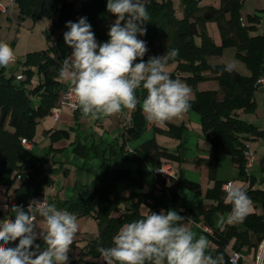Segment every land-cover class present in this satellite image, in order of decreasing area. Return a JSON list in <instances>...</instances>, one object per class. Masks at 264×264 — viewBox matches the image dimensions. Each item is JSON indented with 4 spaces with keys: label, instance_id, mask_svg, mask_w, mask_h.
<instances>
[{
    "label": "trees",
    "instance_id": "obj_1",
    "mask_svg": "<svg viewBox=\"0 0 264 264\" xmlns=\"http://www.w3.org/2000/svg\"><path fill=\"white\" fill-rule=\"evenodd\" d=\"M200 1L180 0L182 15L179 17L173 0H146L149 19L141 25L146 28V34H138L137 38L145 41L148 48L144 61L152 56H162L167 50H178V55L166 63H175V68L166 72L171 78H180L193 88L190 110L199 115L201 133L210 145L207 157L199 158L200 162L207 165L208 179L213 183L204 192L198 182L181 174L170 176L156 173V182L160 190L168 194L180 216L188 213L192 220L199 219L211 230L205 232L213 244V247L206 250L207 254L222 256L223 264H231L233 251L245 250L254 257L264 241V213L248 212L242 222L223 229L213 227L216 213L231 211V205L225 204L226 192L222 188L226 182L216 177L220 153L230 156L238 168V179L247 182L244 191L251 203L264 206V188L253 187L256 178L247 173L243 154L246 149L245 140L250 138L264 141V128L246 122L236 114L237 110L251 112L256 107L255 82L264 75V33L250 35L258 24L256 16L248 15V23H241L242 0H220L218 7L200 6ZM106 5L107 0H81L78 5L75 0H14L20 20L27 17L33 21L40 17L49 20L45 31L49 45L24 55L20 61L23 67L22 78L14 74L6 75L5 67L0 68V186L10 188L18 180L13 189L17 205L27 206L30 201L42 195V185L35 178L40 175L42 166L36 156L21 143V139L33 141L36 125L50 113L51 108L58 105L60 95L67 86L59 79V70L67 56L62 55L53 42V31L59 28L66 32L68 21L77 22L79 18L86 17L97 42H107V33L116 17L107 11ZM208 21L217 25L221 35L219 45L206 31ZM197 38L199 41H196ZM225 47H234L235 56L245 64L249 75H242L233 68L225 71V64L209 62V57L221 55ZM71 52L72 49L67 46V54ZM138 62L139 58L134 63ZM33 79L35 83H32ZM208 79L216 80L219 89L198 90L197 84ZM146 96L145 89H137L138 104L131 111L129 124L121 133L122 142L117 149L110 146L103 152L101 168L104 172L89 196L86 199L77 198L68 205V211L76 217L90 216L96 221L97 234L85 244L87 252L114 246L113 237L121 226L145 215L140 211L142 205L148 206V212L151 210L156 213H159L160 207L165 206L162 198L152 200L150 194L143 191L146 168L149 164L159 168L164 162L180 161V143L175 150L160 146L155 138L139 145L133 153L137 164L134 174L129 169L107 168L105 162L106 153L124 152L127 142L139 138L143 133L146 119L140 103ZM166 127L165 130H154L177 140L182 139L184 124L167 123ZM68 133L67 130H57L50 137H68ZM78 147L83 146L79 144ZM43 180L45 183L51 181L47 176ZM119 182L123 183L125 193L117 189ZM185 191L202 196V200L189 208ZM203 199L211 201L210 208H204ZM36 243L41 245V249L46 246L39 239ZM75 245L73 240L70 248ZM68 264L86 262L72 258ZM238 264H242L241 259Z\"/></svg>",
    "mask_w": 264,
    "mask_h": 264
},
{
    "label": "clouds",
    "instance_id": "obj_2",
    "mask_svg": "<svg viewBox=\"0 0 264 264\" xmlns=\"http://www.w3.org/2000/svg\"><path fill=\"white\" fill-rule=\"evenodd\" d=\"M106 8L116 17L107 42H97L86 17L65 25L68 31L63 39L72 52L62 62L59 79L70 84L76 107L92 120L122 109L135 110V92L142 87L147 91L142 111L148 122L163 125L182 118L191 108L190 89L164 70L178 50L143 59L148 48L137 35L146 34L141 26L149 19L146 0H107ZM138 58L140 62L134 63ZM13 59L11 47L0 42V66ZM224 70L231 71L232 66L226 65ZM223 189L231 211L227 217H219L218 227L242 222L251 204L241 187L229 182ZM3 207L13 215L0 219V264H68V252L78 230L74 214L44 200L30 201L27 209L15 204L10 209L7 204ZM38 219L43 227H38ZM184 221L175 210H150L142 218L123 224L113 237L114 246L98 251L105 264H223L222 256L207 254L208 238H196ZM38 239L46 245L42 249ZM17 240L15 247L8 246Z\"/></svg>",
    "mask_w": 264,
    "mask_h": 264
},
{
    "label": "crops",
    "instance_id": "obj_3",
    "mask_svg": "<svg viewBox=\"0 0 264 264\" xmlns=\"http://www.w3.org/2000/svg\"><path fill=\"white\" fill-rule=\"evenodd\" d=\"M255 3V11L251 14H243L240 9V20L242 24H247V16H256L258 18V24L256 30L251 31L250 35L261 34L259 26L264 22V1L253 0ZM206 0H201L199 2L200 6H214L218 7L220 0H212L209 3H206ZM245 0H242V6ZM3 3H9V0H3ZM174 3V1H173ZM80 4V3H79ZM177 5L180 11H176L177 16L181 17L182 15V6L180 0L177 1ZM176 8V7H175ZM15 9V6L11 9H8L6 12H12ZM10 19V18H9ZM211 21L206 23V31L209 36L216 44L221 43V35L219 30L215 25L210 24ZM0 41L7 43L11 49L14 47L15 41L9 43L7 37L2 38V33L0 32ZM196 41H199L197 38ZM211 56L209 58H212ZM5 67V66H4ZM165 71H170L165 66ZM172 71V70H171ZM17 78H22L23 74L13 73ZM264 77V75H262ZM182 83L186 84L182 79L178 78ZM211 82H216L214 79H210ZM65 84H68L67 81L63 80ZM207 81L199 82L197 84L198 90H208L209 88H202V84H205ZM32 83H35L33 79ZM187 85V84H186ZM218 85V84H217ZM190 89V99L194 97L193 88L187 85ZM201 88V89H200ZM257 88V87H256ZM260 95H264V87H258ZM211 89V88H210ZM214 87L211 90H218ZM137 93V89L135 94ZM254 100L256 102L255 96ZM257 103V102H256ZM142 106V103H140ZM132 110L122 109L121 112L115 113L103 117L101 119L92 120L90 117H85L82 115L80 110H74L69 106L59 107L58 117L55 118L49 113L46 117L40 119L39 123L35 128V136L33 141H29V146L27 147L38 159L39 164L42 166L40 175L36 176V180L42 185V195L46 196L48 199V204H53L58 210L68 211V205L70 202L76 200L77 198L86 199L92 188L98 183L101 179L104 169L101 168V163L103 162V152L107 151L110 146H115L117 149L122 142L121 133L124 128L129 124V117ZM256 113V112H255ZM236 114L241 119L242 110H237ZM246 121L245 119H243ZM252 123L259 128H264V121L259 123H254L253 121H246ZM167 123L173 124H184L185 128L183 130L182 139L177 140L173 137H170L166 134L155 131L154 128H159L165 130ZM57 130H67L68 137L63 136L56 139H51L50 134ZM197 130L200 133L196 132ZM194 134L201 140V143L196 142V145H193V148H190V142ZM155 138L156 142L163 147H166L168 150H175L180 143V161H167L166 164H169L174 171V176L181 174L185 178L198 182L201 186L202 192L205 191L208 187L212 186V181L208 179V167L205 163L200 162L199 158H206L208 155V149L210 147L208 141L204 138L200 129V117L199 115L190 110L179 119L178 123L166 122L163 125H157L150 123L146 120V127L143 133L139 138L135 140L128 141L125 145V151L122 153H111L108 155L106 153V166L129 169L133 174L136 171L137 164L134 161L133 153L134 150L141 145L142 143ZM260 139H248L245 140V143L248 145L250 151L255 152V157L258 161H254L250 166L247 167V173L253 175L256 178V183L253 187L264 188V161H262L256 153L257 142ZM82 145L83 149L78 147ZM189 144V145H187ZM93 145H96L92 148ZM264 145V143H262ZM169 146V147H168ZM76 148V149H75ZM262 149V147L260 148ZM83 150V151H82ZM151 164L147 165L146 175H145V185L143 191L150 194L152 200L163 199L165 206L160 207L159 213L161 210H175L172 206L169 196L167 193H164L160 190L159 184L156 182V175ZM200 171L203 174H206L207 182L203 185L198 180L200 176ZM238 168L232 162L230 156L225 153H220L217 164V173L216 177L218 180L223 182H231L234 187H241L243 190L247 187V182H244L237 177ZM47 176L51 181L45 183L43 177ZM18 184V180L10 188L5 186H0V219L5 218L6 216L13 215L10 211H5L3 205L7 204L9 209L12 205H17L14 199L13 189ZM211 184V185H208ZM13 188L12 190H10ZM117 189L121 190L122 193H125L124 185L122 182L117 184ZM187 206L194 207L199 204L202 200V196L195 194L191 191H185ZM211 201L203 199V206L205 209L210 208ZM27 209V206H23ZM148 206L142 205L140 211L143 214L148 213ZM176 211V210H175ZM256 211L258 213H264V206L250 204L249 211ZM69 212V211H68ZM229 212L216 213L213 217V227L218 229H223L224 227L237 224L235 223H225L223 227H218L217 221L220 216L227 217ZM118 214L116 213L115 216ZM185 218V225L196 234V238H199L201 235L206 236V226L199 220H192L188 213L183 215ZM14 218V216H13ZM38 227H43L42 222L38 219ZM78 230L73 240H75L76 245L74 248H70L68 252L69 261L72 258L81 259L86 262V264H97L96 260H100L101 264H105L104 260L101 257V254L98 250H93L87 252L84 248L85 244L93 239L97 234V224L96 221L90 216H80L77 217ZM89 226V229H88ZM39 232V229H37ZM208 238V237H207ZM209 240V239H208ZM264 242V241H262ZM18 243H10L8 246L15 247ZM209 247H213V244L210 242ZM243 255L242 264L246 261L248 264H253L256 259V256L261 253L260 249L257 250L256 255L253 257L251 253H247L245 250L240 251ZM98 260V261H99ZM69 263V262H68Z\"/></svg>",
    "mask_w": 264,
    "mask_h": 264
},
{
    "label": "rangeland",
    "instance_id": "obj_4",
    "mask_svg": "<svg viewBox=\"0 0 264 264\" xmlns=\"http://www.w3.org/2000/svg\"><path fill=\"white\" fill-rule=\"evenodd\" d=\"M75 1H76V5H78L81 2V0H75ZM173 1H174V6L176 7V11L178 13V11H180L177 5L178 0H173ZM206 1H207L206 3H209L212 0H206ZM261 1H264V0H261ZM253 11H255L254 1L245 0L243 7L241 8V12L243 14H247V13L251 14ZM48 23H49L48 19L41 18V17L36 19V21H33L31 18H28V17L25 18L24 20H20L16 10H13L12 12L8 11V13H0V32L2 33V38L5 39V37H7V41L9 43L15 41V44L12 50H13V53L16 59L12 60L5 66L6 75H10L13 73H18L19 75L22 74L23 67L20 61L24 58V55L27 52L45 49L49 45L46 39V35H45V31L47 29ZM210 24L215 25V27L217 28V25L215 22H210ZM259 29L260 31H264V22L260 24ZM63 33L64 32L61 29L56 28L53 31V42L57 45L59 52L62 55L68 57L71 54H67V45L64 42ZM261 33H264V32H261ZM209 62L231 65L232 68L235 69L240 74L249 75V70L247 69L245 64L235 56L234 47L223 48L221 55L209 58ZM175 66H176L175 63H170L169 65H166L167 69H170V71L173 70ZM1 67L2 66H0V68ZM209 80L210 79L204 80L207 82L201 85L202 88H209V89L210 88L212 89L214 87L218 88V85L215 82H211ZM256 91L259 92L260 88H256L255 93H254V96L257 102V103L255 102L256 103L255 109L251 112L242 111V117H241L242 120L245 119L246 121L254 120L255 124L259 123L260 121H264V95H260V93H256ZM179 119L180 118H175L171 122L178 123ZM196 132L200 133L199 130H197ZM198 141L199 143H201V140H199L198 137L194 134L191 141H189L190 142L189 147L193 148V145L195 146L196 142ZM255 142H257V146H258V148H256L257 156L262 161H264V145H262L264 141L259 140ZM261 147L262 149H260ZM253 155H254V161L255 162L258 161L257 157H255L254 151H253ZM164 163L166 164V162ZM262 167H264V164H262ZM200 172L201 173H200V176H198V180L203 185H205L207 182L206 174H203L202 171ZM163 174L168 175L166 173H163ZM208 185H211V184H208ZM12 189L13 188H11L10 190ZM53 204L55 203L53 202ZM88 229H89V226H88ZM262 243L259 245L258 250L260 249V246L262 245ZM98 260H96L97 261L96 263L101 264V261L100 260L98 261ZM244 264H248V262L246 261Z\"/></svg>",
    "mask_w": 264,
    "mask_h": 264
},
{
    "label": "built area",
    "instance_id": "obj_5",
    "mask_svg": "<svg viewBox=\"0 0 264 264\" xmlns=\"http://www.w3.org/2000/svg\"><path fill=\"white\" fill-rule=\"evenodd\" d=\"M13 5H14V0H9L8 5L3 3V0H0V12H6L8 9H11L13 7ZM15 59H16V57L14 56L13 60H15ZM255 86L257 88L258 87H264V77L258 78L256 80V82H255ZM76 104H77L76 97L70 91V84H67L66 88L63 90V92L60 95L58 105H56L55 107L51 108L50 113H51V115L53 117L57 118L58 114H59V107H61V106H69L70 108L76 110V109H78L76 107ZM21 143L24 146H29V141L27 139H25V138L21 139ZM243 154H244V157L246 159V165L248 167V166H250L253 163L254 155H253V152L249 150V147H248L247 144H246V149L243 151ZM154 172H155V174L156 173H162V174L166 173V174H168L170 176H174V171L171 168V166L169 164H165V163H163L159 168H155ZM227 183H229V182L224 183L222 185V188ZM33 200H37V201H41V202L44 200V202L48 204V199L44 195H41V196H39V197H37V198H35ZM205 230L210 232L208 227H206ZM242 258H243V255L241 254V252L233 251L231 253V256H230V262H231V264H238L239 260L242 259ZM253 264H264V254L259 253L256 256V259L253 262Z\"/></svg>",
    "mask_w": 264,
    "mask_h": 264
},
{
    "label": "bare ground",
    "instance_id": "obj_6",
    "mask_svg": "<svg viewBox=\"0 0 264 264\" xmlns=\"http://www.w3.org/2000/svg\"><path fill=\"white\" fill-rule=\"evenodd\" d=\"M260 252L264 254V243H262V245L260 246Z\"/></svg>",
    "mask_w": 264,
    "mask_h": 264
}]
</instances>
